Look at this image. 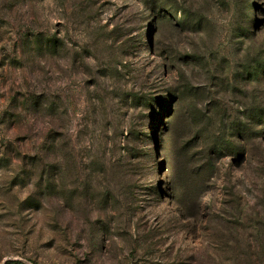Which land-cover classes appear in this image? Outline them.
<instances>
[{
  "label": "rangeland",
  "instance_id": "1",
  "mask_svg": "<svg viewBox=\"0 0 264 264\" xmlns=\"http://www.w3.org/2000/svg\"><path fill=\"white\" fill-rule=\"evenodd\" d=\"M0 264H264V0H0Z\"/></svg>",
  "mask_w": 264,
  "mask_h": 264
}]
</instances>
